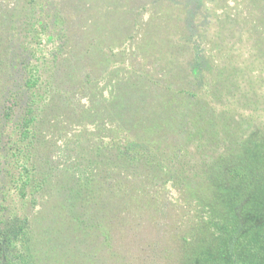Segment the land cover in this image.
<instances>
[{"label":"trees","instance_id":"trees-1","mask_svg":"<svg viewBox=\"0 0 264 264\" xmlns=\"http://www.w3.org/2000/svg\"><path fill=\"white\" fill-rule=\"evenodd\" d=\"M249 98L264 0H0V264H264Z\"/></svg>","mask_w":264,"mask_h":264},{"label":"rangeland","instance_id":"rangeland-1","mask_svg":"<svg viewBox=\"0 0 264 264\" xmlns=\"http://www.w3.org/2000/svg\"><path fill=\"white\" fill-rule=\"evenodd\" d=\"M201 1L202 0H186V2L188 4V10L190 11V16L191 17H194L196 12H197V10H199V8L201 7ZM223 20H225L227 22V25H225L226 28L228 26H232L234 28L235 27L234 23L239 22L238 20H235V19L232 20V18H230V17L229 18H224ZM223 23H224V21L221 24H223ZM230 30H231V28H230ZM232 36L233 35L228 36V40H230L232 38ZM221 38H223V37H221ZM200 65H205L206 66L207 62L202 60ZM259 100H260V102L262 103V105L264 107V98H249L248 99L249 102L259 101ZM254 126H255V129H256V132H258L259 135H260V132L264 131V119H261V120L257 121Z\"/></svg>","mask_w":264,"mask_h":264}]
</instances>
